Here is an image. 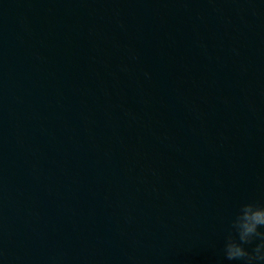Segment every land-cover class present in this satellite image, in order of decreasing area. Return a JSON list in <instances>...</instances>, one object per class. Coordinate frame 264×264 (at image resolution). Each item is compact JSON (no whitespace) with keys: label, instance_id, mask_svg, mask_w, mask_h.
I'll list each match as a JSON object with an SVG mask.
<instances>
[{"label":"water","instance_id":"1","mask_svg":"<svg viewBox=\"0 0 264 264\" xmlns=\"http://www.w3.org/2000/svg\"><path fill=\"white\" fill-rule=\"evenodd\" d=\"M264 205V0H0V264H239Z\"/></svg>","mask_w":264,"mask_h":264},{"label":"clouds","instance_id":"2","mask_svg":"<svg viewBox=\"0 0 264 264\" xmlns=\"http://www.w3.org/2000/svg\"><path fill=\"white\" fill-rule=\"evenodd\" d=\"M223 257L239 264H264V205L241 204L224 238Z\"/></svg>","mask_w":264,"mask_h":264}]
</instances>
